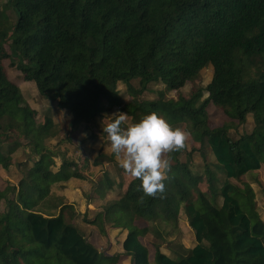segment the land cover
<instances>
[{"label":"trees","instance_id":"1","mask_svg":"<svg viewBox=\"0 0 264 264\" xmlns=\"http://www.w3.org/2000/svg\"><path fill=\"white\" fill-rule=\"evenodd\" d=\"M8 3L17 17L12 20L0 8V166L9 167L23 139L44 153L18 187L0 190V205L2 200L7 204L6 211L0 210V264H118L120 257L100 250L70 223L65 206L55 216L37 210L54 182L83 175L65 170L72 162H64L58 172L49 169L51 149L45 143L57 135L54 120L46 115L38 122L21 87L9 77L7 61L35 82L42 96L70 112L71 132L118 105L123 82L132 96L124 111L134 122L156 112L170 125L183 123L199 143L189 149L186 138L183 148L164 154L170 168L163 191L145 194L134 177L123 198L97 215L95 220L110 219L128 229L123 249L132 264H150L149 233L156 238L150 243L157 264H264V219L255 191L248 183L241 187L232 181L264 164V0ZM209 65L214 73L206 87L194 88L189 96L167 97L196 81ZM152 82H163L166 91L155 100L140 98ZM211 102L228 122L211 124ZM249 114L253 129L233 137L230 128ZM205 146L226 177L220 180L207 168L202 187L203 173L192 171L191 158L195 150L204 153ZM119 187L123 189L122 181ZM180 204L197 243L186 247L172 241L173 257L161 243L181 232L170 222Z\"/></svg>","mask_w":264,"mask_h":264},{"label":"rangeland","instance_id":"2","mask_svg":"<svg viewBox=\"0 0 264 264\" xmlns=\"http://www.w3.org/2000/svg\"><path fill=\"white\" fill-rule=\"evenodd\" d=\"M0 8L12 20L16 19L17 14L12 9V7L9 6L8 0H0ZM7 71L11 80L21 87L26 101L36 111L38 122H43L46 115H50L54 120V130L57 132V135L48 138L45 143L46 146L51 149V160L48 162L49 169H51L52 172H58L62 168L64 162H72L73 165L67 164L64 167L65 170L69 171L71 174L77 170L83 175L82 177L72 176L69 180H60L54 182L51 185L50 191L46 197L39 203L37 210L42 211L46 215L55 216L59 215L62 208L65 206L64 214L66 219L70 223L76 225L80 230H84L87 235L89 230H85L84 228L85 226L88 228L87 223L91 221L88 218L91 219L95 217L99 213L97 212L99 207L102 208V212L105 211L109 203V200L105 198L101 202L102 206H97L96 209L93 203L96 198L99 197V193L106 194L107 192H110L113 190L112 188H115L114 186H117L118 182L120 181L126 183L127 189V185H129L128 183H130L133 179V176L129 173H125V176L124 174L122 175V168L119 165L120 163L118 164V160L115 158V154L111 150L110 142L107 139L106 134L103 132V120L118 111L125 113L124 106L132 100V96L129 94L125 83L120 82L119 104L104 111L92 122H90L91 124L84 122L78 129L71 132L70 122L72 115L67 109L60 108L57 101H53L42 96L35 82L25 80L23 73L16 66L9 64L8 61ZM213 73L214 69L212 65L205 67L201 71V74L196 81H189L179 91L173 90L167 92V97L176 98L180 94L189 96L194 88L198 86L206 87L212 80ZM133 84L136 87H139V80H134ZM163 91H166L165 84L163 82H152L149 85V89L145 90L140 95V98L145 100H155ZM206 95L207 93H205V97ZM207 109L212 125H222L225 122H228V117L212 102L208 105ZM105 123H107V121H105ZM131 123H134V121L127 115L125 124L122 126H126ZM171 125L173 127L181 126L180 128L184 129L183 123L181 125ZM253 127L254 118L251 114H249L247 116V120L244 123L238 124L235 127H231L230 132L233 137H238L244 132H250ZM187 140L189 149H191L193 145H199V143L195 141L190 134L187 137ZM23 141L24 145L19 147L12 154L13 160L9 167L5 168L3 165L0 166V190H3L10 185H16V187H18L20 180L26 175L27 171L32 168L35 161L41 158V154L44 153V151H35L33 145L26 144L27 141L24 139ZM3 151L4 153L8 152V146L6 143L3 144ZM203 151L204 153L200 152L199 150H195L191 158L192 171L194 173H203V182L201 184L202 187H204L206 184L204 172L207 170V168H209L211 173L216 175L220 180H224L226 177L224 171L217 166L218 162L210 147L205 146V150ZM181 159L183 161L188 159L186 152L181 155ZM106 174H109L110 178L105 180L104 176ZM232 181L241 187H243L246 183L253 187L258 210L261 214V217L264 219V164L261 169L250 171L248 174L241 177V179H232ZM100 183L101 186L105 185L102 189ZM110 183H113L112 188H108ZM16 192L17 189L15 191H10V195L13 196L16 194ZM123 192L124 191L122 189L116 187L114 191L109 193V197H111V199H117L120 197L123 198ZM66 193L69 194V198L67 197ZM91 203L93 205H90ZM182 207L183 204H180L178 210L180 220H178V215L176 219L170 220V222L173 224L177 223L178 220V224L182 227L181 232L170 234L166 241H162L161 243L162 250H165L166 253L170 255H174L173 250L170 248L173 243L172 241L177 244L180 242L183 243L182 240L184 238V241L188 247L197 243L194 231L188 225L187 214ZM6 209V201L2 200L0 210L6 211ZM97 222L102 232L105 233L109 223H112L110 219L109 221H101L99 219ZM162 225H165V223H162ZM100 236L102 238L104 237L101 234ZM155 240L156 238H153L150 235L147 236V241L149 242L152 250V252L150 250V264H157L153 258L155 247L152 246L154 245L153 243H150L151 241L154 242ZM105 243L107 242L105 241ZM105 243L102 242L100 244V249L102 251L105 253L106 251H109L110 253H117L114 249H116L118 243L102 245ZM177 244L175 245L177 246ZM152 259L154 262L151 261Z\"/></svg>","mask_w":264,"mask_h":264},{"label":"clouds","instance_id":"3","mask_svg":"<svg viewBox=\"0 0 264 264\" xmlns=\"http://www.w3.org/2000/svg\"><path fill=\"white\" fill-rule=\"evenodd\" d=\"M126 119L127 113H113L103 120V132L121 168L139 178L145 194L154 195L157 191H163V181L170 168L164 154L183 148L190 133L173 127L156 112L122 126Z\"/></svg>","mask_w":264,"mask_h":264},{"label":"crops","instance_id":"4","mask_svg":"<svg viewBox=\"0 0 264 264\" xmlns=\"http://www.w3.org/2000/svg\"><path fill=\"white\" fill-rule=\"evenodd\" d=\"M112 157H113V155H112ZM114 158V157H113ZM115 158L118 160V158L116 157V155H115ZM116 160V161H117ZM118 164H119V160H118ZM125 173H127L124 169H122V175L124 174V176H125ZM134 178V177H133ZM133 180V179H132ZM123 182V181H122ZM129 184V183H128ZM127 186H129V185H127ZM115 188L116 187H118V188H120L119 187V182H118V185L116 186H114ZM112 188V187H111ZM115 188H112L113 190H111V191H114V189ZM121 189V188H120ZM123 191H126V183H123V189H122ZM110 191V192H111ZM70 192V191H69ZM110 192H107L106 194H104V193H99L100 195H99V197L98 198H96V200L94 201V205H95V208L97 209V206L99 207V206H102V201L105 199V198H107L108 200H109V202H112V201H114V200H119L120 198H117V199H111V197H109V193ZM66 195H67V197L69 198V194H67L66 193ZM99 201H100V203H99ZM92 203L90 204V205H93ZM182 208H184V207H182ZM96 209H94V210H96ZM97 212H102V208L101 207H99V209L97 210ZM98 213V214H99ZM181 213V212H180ZM97 214V215H98ZM97 215L95 216V217H93V218H88L89 220H91L89 223H87V226H88V228L85 226V230H89V233L86 235V233L84 232V230H81V231H83V233H85V235H86V237L94 244V245H96L99 249H100V247H101V243L103 242V243H105V241L107 242V243H105V244H102V245H108V244H114V243H118V248L116 247V249H114L115 250V252H117V253H110L109 251H106V254H108V255H115V254H118V255H120V257H119V260H118V264H132V257L130 256V255H128V254H125L124 253V249H123V241H124V239L126 238V236H127V234H128V229L127 228H123V227H119V226H115L114 224H112V223H109V225H108V227H107V230H106V233L105 232H102V230L100 229V226L97 224L98 222V220H95L96 219V217H97ZM180 217H179V214H178V220H180L179 219ZM187 219H188V216H187ZM178 220H177V225H176V227L178 228V230H182V227H181V225H179L178 224ZM188 225H189V221H188ZM190 226V225H189ZM100 234L101 235H103L104 237L102 238L101 236H100ZM148 235H150V236H152L153 238H154V236H153V234L152 233H149ZM147 235V236H148ZM105 236H106V238H105ZM147 236H146V238H145V242L147 241ZM110 237V238H109ZM116 237V238H115ZM152 242V241H151ZM182 242H183V244L186 246V247H188L187 245H186V243H185V241H184V238H183V240H182ZM195 246V244L194 245H192V246H190V247H194ZM162 249V248H161ZM101 250V249H100ZM114 250H113V252H114ZM163 252H165L166 253V251L165 250H162ZM170 252H172V251H170ZM173 253H174V255H170V254H168V255H170V256H176L175 255V252L173 251ZM154 254H155V252L153 253V258H154ZM150 257H151V255H150ZM151 261H153L154 262V260L152 259ZM153 262H151V263H153Z\"/></svg>","mask_w":264,"mask_h":264}]
</instances>
